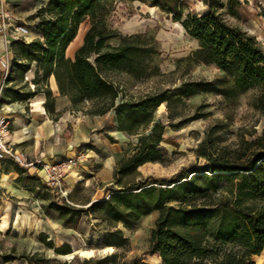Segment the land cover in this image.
Wrapping results in <instances>:
<instances>
[{
	"label": "trees",
	"instance_id": "16d2710c",
	"mask_svg": "<svg viewBox=\"0 0 264 264\" xmlns=\"http://www.w3.org/2000/svg\"><path fill=\"white\" fill-rule=\"evenodd\" d=\"M112 1L49 0L35 16V27L43 39L13 40L9 45L13 56L6 87L0 96V108L13 102H27L44 93L48 115L58 120L56 97L50 87L54 75L60 94L70 99L73 110L86 109L92 116L114 110L117 130L137 136L133 153L127 158L123 156L115 168L118 186L110 188L109 197L95 200L88 207L52 199L47 206L66 225L75 224L82 213H94L112 226L121 222L129 228L142 216L158 210L149 241L152 251L159 253L164 264H256L253 255L264 249V136L253 142L244 141L239 149L232 151L218 146L217 138L210 134L198 150L199 156L206 159L205 166H190L184 180H181L183 170L163 178L167 188L161 184L149 185L147 179L138 176L121 179L125 174L137 173L138 167L146 163L166 161V152L160 145L167 126L179 130L203 117L199 113L187 118L178 116V107L186 98L215 93L232 99L259 89L254 106L264 114V46L240 24L242 1L202 0L206 11L188 12L184 18L187 5L183 0H125L149 3L173 16L175 21L183 20L187 33L199 42L197 59L217 66L226 77L217 81H184L175 90L163 89L120 102L121 88L113 75L117 72L144 75L152 51L142 44L141 35L124 36L117 46L109 43L119 36L106 23ZM86 20L90 27L83 44L74 58L67 57L68 47ZM33 63L37 69L34 78L28 81L26 76ZM18 78L26 80L25 88L10 84ZM163 104L168 109V124L155 116ZM177 117L181 119L173 122ZM107 137L116 142L113 136ZM12 163L19 173L18 182L39 179L29 174L26 167ZM43 196L50 198L51 193L45 189ZM38 238L58 254L73 252L71 243L57 245L45 231ZM103 241L107 245L124 246L129 238L121 228H115L104 234ZM23 256L30 263L41 262L34 255ZM83 264L119 262L117 254L112 253L85 258ZM122 264L151 263L133 259Z\"/></svg>",
	"mask_w": 264,
	"mask_h": 264
},
{
	"label": "rangeland",
	"instance_id": "374dc122",
	"mask_svg": "<svg viewBox=\"0 0 264 264\" xmlns=\"http://www.w3.org/2000/svg\"><path fill=\"white\" fill-rule=\"evenodd\" d=\"M183 1L187 5L184 18L188 12L202 14L207 9L202 0ZM241 1L240 24L255 34L264 46V0ZM106 23L119 33V36L109 41L113 46L119 45L124 36L141 35L142 44L152 51L144 75L136 77L126 72L113 75L121 88L118 102L122 99L134 100L163 89L175 90L184 81H217L226 77L217 66L206 65L197 59L199 42L187 33L183 20L175 21L173 16L167 15L157 6L140 1L114 0ZM82 26L83 29L89 28V20ZM5 76L7 78L9 74L0 71V86L3 89L6 87ZM10 84L25 88L27 82L18 78ZM259 92V89H252L232 99L215 93H203L184 99L178 107V116L187 118L199 113L203 117L189 122L179 130L167 126L160 145L166 152V161L148 163L138 168L137 173L125 174L121 179L126 181L138 176L147 179L149 185L161 184L167 188V181L162 180L163 178H170L183 170L181 180H184L190 166H205L206 159L199 156L198 150L210 134L217 138L218 146H226L232 151L239 149L244 141L253 142L263 137L264 114L254 106V97ZM1 108L0 114H3ZM155 116L168 124V109L165 104L155 111ZM180 117L173 122H177ZM109 135L115 138V143L107 137ZM63 136L69 139L70 145L67 147L83 149L89 156L85 163L87 167L84 178L75 183L73 189H66V197L59 198L51 194L50 198H45L44 184L36 178L18 182L23 187L31 183L32 186L28 187L31 196L23 199L13 196L7 192V182L3 180L6 177L4 174L14 168L12 160L0 159V264H38L30 263L23 255L41 258L39 264H83L85 258H99L112 253L117 254L119 264L133 259L164 264L159 253L152 251L149 241L151 229L159 216L158 210L142 216L134 227L129 228L121 222L112 226L106 220L95 217L94 213H82L75 224L66 225L58 213L47 206L51 199H68L77 206L88 207L93 195L109 197L112 193L110 188L118 186L115 168L123 156L127 158L133 153L137 136L117 130L114 110L102 116H92L86 109H72ZM113 148H122V151L115 153ZM64 154L61 152L60 156ZM110 159L114 162L113 166H107ZM28 173L31 174L29 171ZM97 188L101 190L98 191ZM7 204L11 205L8 210ZM36 215L45 218L42 226L35 224ZM3 219L7 222L5 227H1ZM115 228H121L129 238L127 245L104 243V234ZM43 230L57 245L71 243L73 252L58 254L53 248L46 246L38 238L39 232ZM263 250L260 255H253L256 264H264ZM7 256L15 258L6 260Z\"/></svg>",
	"mask_w": 264,
	"mask_h": 264
},
{
	"label": "crops",
	"instance_id": "0c3cea01",
	"mask_svg": "<svg viewBox=\"0 0 264 264\" xmlns=\"http://www.w3.org/2000/svg\"><path fill=\"white\" fill-rule=\"evenodd\" d=\"M48 2L49 0H0V29L2 27V14L9 12L11 18L10 23L12 25L18 23L25 24L30 29L28 41L37 39L42 40L43 35L41 31L35 27L37 21L35 16L37 10L41 6H45ZM86 21L80 25L77 37L73 41V43H76L75 48L72 50L73 43H71L68 47L66 52L67 57L74 58L75 52L83 44L84 37L89 29H83L82 25H84ZM82 29L84 31L81 34ZM8 50L10 51V48L6 45L5 37L0 33V58L5 57ZM12 56L13 55L11 53L10 59H12ZM36 69L37 65L36 63H33L32 69L27 74L28 81H31L34 78ZM50 87L54 96L56 97V110L59 112V118L56 121L51 119L47 113L45 108L46 95L44 93L37 94L27 102H13L10 104H5L4 107L1 108V112L10 118V137L15 142V148L28 155L30 160H33L40 155H43L49 160H58L65 157L66 155H71L76 149H78V147H67L70 145L69 139L63 138L65 125L72 113L70 99L67 96H62L60 94L54 75H52L50 78ZM56 145L58 146L56 147ZM113 151L115 153H119L122 151V148H113ZM61 152L65 154L60 156ZM113 163L114 162L110 159L107 162V166H113ZM149 164H152V162H149ZM142 166H139L138 168H141ZM86 167L87 166L84 164L72 169L68 173L66 176V189L68 191L74 188L75 183L84 178ZM27 169L31 174L37 175L35 167H30ZM4 175H6L3 180L7 182V186H5L7 192H10L13 196L19 199L31 196V191L28 188L30 185L23 187L16 180L19 173L15 168L10 169V171ZM18 186L23 188L20 189ZM97 190L100 191L101 189L97 188ZM99 199H103V197H100L99 195H93L88 203ZM36 217L37 218L32 217L35 218V224L42 226L45 223V218L41 215H36Z\"/></svg>",
	"mask_w": 264,
	"mask_h": 264
},
{
	"label": "built area",
	"instance_id": "2783aa9c",
	"mask_svg": "<svg viewBox=\"0 0 264 264\" xmlns=\"http://www.w3.org/2000/svg\"><path fill=\"white\" fill-rule=\"evenodd\" d=\"M10 13L2 14V27L0 33L4 35L6 45L9 47L13 40L28 41L30 29L25 24L10 23ZM10 54L7 51L5 57L0 58V70L8 75L10 70ZM6 79V76L5 78ZM28 80V76H26ZM34 87V85H32ZM3 87L0 86V96ZM11 121L6 114H0V159H11L13 162L26 168L35 167L37 176L43 182L45 189L56 197H66V176L68 173L78 167L84 165L88 160V154L83 149H76L71 155H66L58 160L46 159L43 155L30 160L28 155L15 148V142L10 137ZM68 202H70L67 199Z\"/></svg>",
	"mask_w": 264,
	"mask_h": 264
},
{
	"label": "bare ground",
	"instance_id": "6f19581e",
	"mask_svg": "<svg viewBox=\"0 0 264 264\" xmlns=\"http://www.w3.org/2000/svg\"><path fill=\"white\" fill-rule=\"evenodd\" d=\"M82 32H83V30H81V34H82ZM75 46H76V43H73V44H72V50L75 48ZM75 171H76V170H75ZM75 171H74V172H75ZM10 206H11V205L7 204V205H6V210H8ZM6 223H7V222H6V219H3V220H2L1 227H5V226H6Z\"/></svg>",
	"mask_w": 264,
	"mask_h": 264
}]
</instances>
